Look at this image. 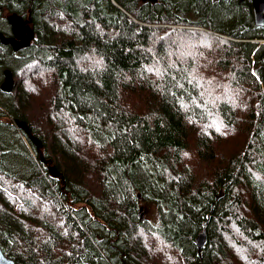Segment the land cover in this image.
<instances>
[{
  "label": "trees",
  "instance_id": "obj_1",
  "mask_svg": "<svg viewBox=\"0 0 264 264\" xmlns=\"http://www.w3.org/2000/svg\"><path fill=\"white\" fill-rule=\"evenodd\" d=\"M10 15L35 38L0 43V83L16 78L0 92L8 259L264 264V25L250 0H0L4 37ZM236 129L244 146L220 149Z\"/></svg>",
  "mask_w": 264,
  "mask_h": 264
},
{
  "label": "water",
  "instance_id": "obj_2",
  "mask_svg": "<svg viewBox=\"0 0 264 264\" xmlns=\"http://www.w3.org/2000/svg\"><path fill=\"white\" fill-rule=\"evenodd\" d=\"M252 3L253 20L256 27L264 25V0H250ZM7 23L11 28V36L4 37L0 34V43L4 46H10L14 52L27 49L35 38L34 32L27 26L26 20L18 15H10L7 17ZM264 81V73H263ZM14 75L10 70L3 71V80L0 83V92L9 95L14 87ZM143 209L140 210V217L143 215ZM207 241L206 223L202 232L196 237L194 244L200 255L201 250ZM0 264H16L8 259L0 249Z\"/></svg>",
  "mask_w": 264,
  "mask_h": 264
},
{
  "label": "rangeland",
  "instance_id": "obj_3",
  "mask_svg": "<svg viewBox=\"0 0 264 264\" xmlns=\"http://www.w3.org/2000/svg\"><path fill=\"white\" fill-rule=\"evenodd\" d=\"M193 45L195 46L196 43L193 44ZM33 72H34V69L27 70L26 72L21 74V76L19 77V81H21V80L22 81H27V78H28L29 74H32ZM14 82L16 83V78H14ZM35 105L37 107H41V108H42V106L46 107V104L44 102L40 101L39 99H37L35 101ZM219 141H220V144H219V148L220 149H225L226 147H229V148H232V150H235L236 147H241L242 148L244 146V144L247 141V137H246V135H244V133H242V131H240L239 129H236V133H232L231 138L221 139ZM33 158H34V160H36L35 157H33ZM51 189H52V187H51ZM45 203H46V205H44L43 201L41 202V205L39 206L40 208L38 207L39 208V212L42 213V212H44L46 210V212L52 214L53 211H52L51 207L48 205L50 203L47 202V201ZM60 205H61L62 209L64 208L63 210H65V211H68L70 209L66 204L60 203ZM153 207H151V210H149L150 212H148V210H146V209L144 211H146L145 212L146 218L151 220L150 222L156 223L158 219H157V217L154 214V210L152 209ZM18 214H20V213L18 212ZM151 217H152V219H151Z\"/></svg>",
  "mask_w": 264,
  "mask_h": 264
}]
</instances>
